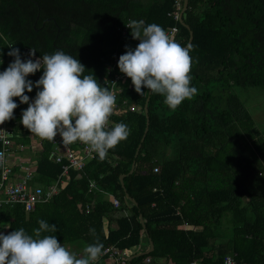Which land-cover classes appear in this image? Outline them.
I'll return each mask as SVG.
<instances>
[{"label":"trees","instance_id":"1","mask_svg":"<svg viewBox=\"0 0 264 264\" xmlns=\"http://www.w3.org/2000/svg\"><path fill=\"white\" fill-rule=\"evenodd\" d=\"M173 8L174 0H0V72L14 59L8 55L9 45L20 50L22 60L29 58L31 48L36 58L62 50L86 67L85 75H94L108 88L105 73L111 55L121 56L125 45L135 49L139 44L131 29L125 36L119 31L130 20L156 23L165 31L177 26L175 41L186 46L189 30L169 16ZM183 21L193 32L190 86L197 94L171 109L162 95H149L142 88L141 96L131 79L124 82L118 105L127 101L140 111L112 113L108 129L123 122L131 129L128 138L103 160L96 156L81 171L71 170L59 192L32 212L26 213L21 204L0 206V232L23 227L32 235L42 219L58 228L42 235H56L81 257L99 237L104 249L134 250L129 264H146L147 258L148 264H189L194 259L198 264H223L226 255L241 264H264V194L258 186L248 190L232 163L238 141L253 143L264 161L258 129L234 92L235 87L264 88V0H189ZM42 74L43 68L26 79L35 82ZM38 90L24 94L31 101ZM13 99L18 107L7 121L9 128L12 134L28 135L21 123L28 105ZM33 136L40 151L32 184L46 188L61 165L50 159L53 140ZM154 167L159 171L153 172ZM121 175L136 206L125 198ZM90 181L95 183L91 190ZM103 193L118 199L119 207L103 200ZM148 240L153 251L140 255ZM93 264L109 262L101 256Z\"/></svg>","mask_w":264,"mask_h":264},{"label":"clouds","instance_id":"2","mask_svg":"<svg viewBox=\"0 0 264 264\" xmlns=\"http://www.w3.org/2000/svg\"><path fill=\"white\" fill-rule=\"evenodd\" d=\"M126 27L139 44L135 49L125 45L118 68L131 78L135 91L142 96V88H146L160 94L171 109L192 99L197 94V88L190 86L193 45L181 46L160 25H145L142 19L130 20ZM8 47V55L14 59L0 72V124L13 118L18 107L13 98L19 97L20 103L28 105L21 123L41 139L54 140L59 133L63 144L79 140L103 160L110 149L128 138L131 129L123 122L107 128L116 104L115 94L102 87L94 75H85L86 67L77 58L62 50L36 58V51L31 48L29 58L22 60L18 48ZM41 68L39 80L26 79ZM34 87L40 90L30 102L24 93H31ZM4 155L0 151V162ZM38 224L32 235L23 227L8 234L0 232V264H93L103 255L104 244L99 237L78 258L58 242L56 235H42L56 233L55 224L42 219ZM89 232L95 236V229Z\"/></svg>","mask_w":264,"mask_h":264},{"label":"built area","instance_id":"3","mask_svg":"<svg viewBox=\"0 0 264 264\" xmlns=\"http://www.w3.org/2000/svg\"><path fill=\"white\" fill-rule=\"evenodd\" d=\"M182 8L183 0H174V8L173 11L169 13V16H171L174 21L179 22ZM126 25L119 28L122 36H125L129 30ZM166 32L175 40L178 34V27H169ZM29 52L30 51H27V54ZM119 57L120 56L117 54L111 55L110 64L105 73L106 85L116 96V104L113 113L121 112L122 110L139 112V107L128 104L127 101L122 102L123 107L118 105V98L122 91V84L131 79L120 71H117ZM109 125L110 122L108 121L107 128ZM14 146L13 134L9 128L8 122L5 121L3 124H0V151L5 153L3 161L0 162V206L21 204L26 213L32 212L37 204L46 202L51 199L52 196L57 194L60 188L64 186L71 170L81 171L88 162L98 156L89 145L84 144L79 140L72 144H63L62 137L58 133L52 141L50 159L53 160L54 163L61 165V172L51 185L43 188L32 184L35 174V165H22L19 166V170H16L11 165L8 159L12 154ZM20 147L22 148V145ZM158 171V167L153 168V172ZM94 188V181H90L89 189L91 190ZM111 202L115 208L119 207V201L115 197H112ZM93 205L94 204L91 203L86 209L88 211L92 210ZM184 227L187 228L188 226L184 225ZM129 256L130 252L124 250L121 251L112 246L105 248L102 255V257L107 259L109 264H129ZM149 262L150 259L147 258L145 263L148 264ZM189 264H198V260L194 259ZM223 264L241 263L237 262L233 255H226L223 258Z\"/></svg>","mask_w":264,"mask_h":264},{"label":"crops","instance_id":"4","mask_svg":"<svg viewBox=\"0 0 264 264\" xmlns=\"http://www.w3.org/2000/svg\"><path fill=\"white\" fill-rule=\"evenodd\" d=\"M26 138H28V143H23L25 142ZM13 141H14L15 146L13 148L12 154L10 155L8 159L11 165L16 170H19V166H22V165L32 164L36 166V163H37L36 159L40 151V148H39L40 144L37 142L33 134L30 133L26 135L22 131H19V132L16 131L15 134H13ZM21 145H22V148L20 147ZM235 147L238 150V154L232 163L236 171V176L240 179L241 182L245 184L248 190L254 189L255 186H258L259 193L263 192L264 194V161L260 160V157L258 156L256 152L257 151L256 147L254 146L253 143L248 142V144L246 145L242 141H238ZM251 149L255 150V158L258 159L259 161V166L257 165L259 168L257 171V177L259 178H253L255 171H251L250 167H246L247 162L250 161L252 157L250 156V153H252L250 151ZM112 197L113 196L111 194H107V193L102 194L103 200L111 201ZM110 226L112 229H115L116 223L112 222ZM187 228H190V226ZM1 232L5 233V230H2ZM141 248L144 250V252L147 251L150 248L149 240L148 242H143ZM132 252H134V250L130 251L129 260H131L133 257L131 255ZM79 257H81V255H79Z\"/></svg>","mask_w":264,"mask_h":264},{"label":"rangeland","instance_id":"5","mask_svg":"<svg viewBox=\"0 0 264 264\" xmlns=\"http://www.w3.org/2000/svg\"><path fill=\"white\" fill-rule=\"evenodd\" d=\"M234 92L250 113L255 123V127L258 129L259 135H261L262 137V139L260 137V139L262 140L261 143H263L264 145V88L235 87ZM250 151L252 152L250 153V156L252 157L251 160L247 162L246 167H250L251 171H255L253 178H259L257 177L259 161L255 158V150L251 149ZM227 231H229V229H227Z\"/></svg>","mask_w":264,"mask_h":264},{"label":"water","instance_id":"6","mask_svg":"<svg viewBox=\"0 0 264 264\" xmlns=\"http://www.w3.org/2000/svg\"><path fill=\"white\" fill-rule=\"evenodd\" d=\"M188 1L189 0H183V8H182V11H181V17H180V20H179V23L181 24V25H183L184 27H186L188 30H189V40H188V43L186 44V46H184V47H187V45L188 44H191V42H192V39H193V32L191 31V29H190V27L189 26H187L185 23H184V21H183V15H184V12H185V10H186V8H187V6H188ZM151 94V91L149 90V95ZM149 99H150V97L148 96L147 97V99H146V102H145V105H144V113L147 115V113H148V102H149ZM148 124H149V121L147 120V127H146V129H145V132H144V135H143V137H142V139H141V142H143V140H144V138H145V135H146V133H147V131H148ZM140 147H141V144L138 146V148H137V151H136V153H135V157H137V155H138V153H139V149H140ZM134 167H135V162L132 164V166H131V169H130V171H129V174H131V173H133V171H134ZM123 178H124V175H121L120 176V183H121V186H122V188H123V190H124V192H125V198L128 200V201H130L132 204H134L135 206L137 205V203L126 193V191H125V188H124V184H123ZM139 221H140V223L142 224V226H143V228H145V225H144V223H143V218H142V216H140L139 217ZM149 246H150V248L147 250V251H145V252H143V253H141L140 255H147V254H149V253H151L152 251H153V249H154V245H153V242L151 241V240H149Z\"/></svg>","mask_w":264,"mask_h":264}]
</instances>
